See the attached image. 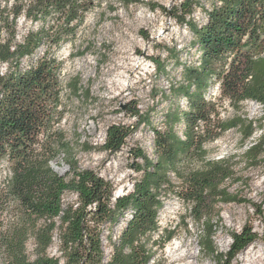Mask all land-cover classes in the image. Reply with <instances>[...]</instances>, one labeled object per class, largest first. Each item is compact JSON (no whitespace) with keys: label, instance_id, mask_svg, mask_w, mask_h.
<instances>
[{"label":"trees","instance_id":"trees-1","mask_svg":"<svg viewBox=\"0 0 264 264\" xmlns=\"http://www.w3.org/2000/svg\"><path fill=\"white\" fill-rule=\"evenodd\" d=\"M3 1L7 0H0V65H3L0 68V162L8 161L10 176L4 184V194L0 195V212L3 213L12 199L17 202L24 225L29 226L39 217H59L66 264H84L94 259L100 264L103 250L94 227L107 221L115 224L129 213L108 264H149L155 252L147 244L159 229L158 213L164 204L158 188L167 184L168 170L177 172L182 156L187 157L192 148L204 154L206 141L231 128L242 129L244 140L253 135L256 125L264 130V115L258 122L237 115L219 121L216 132L210 131L208 125L203 135L196 131L199 122L209 123L218 114L215 103L206 100L208 90L216 84H219L220 96L234 109L253 100L262 104L264 110V0H223L221 5L208 11L206 23H191L201 53L199 64L184 65V84L172 85L176 93L186 95L190 108L188 111L171 108L167 115L171 125L167 130L154 129L159 160L151 163L152 171L144 170L131 192L119 197H115L112 185L93 170L74 165L72 176L67 179L50 166L58 154L50 143L54 139L51 130L63 92L65 68L59 55L61 42L73 40L87 12L102 0H14L11 7L3 5ZM189 2L182 4L186 12L192 10ZM23 13L26 19L40 21L42 25L19 41L15 25ZM185 19L183 16L182 20ZM41 47L44 49L40 50ZM182 120L186 125L185 139L174 129ZM130 130L124 124H111L104 148L111 153L119 151ZM260 146L258 141L246 150L248 161L254 162L260 157ZM135 155L145 159L141 150ZM232 175L226 161L219 159L183 176L180 194L189 203L195 220L204 224L202 249L205 252H217L213 237L219 228L210 217L208 199L237 201L236 195L225 188L219 189ZM66 191L78 194L76 205L64 207L62 198ZM24 225L13 231L8 229L4 234L0 232V264H59L58 259L46 252L34 260L27 257L24 236L28 227ZM230 235L231 248L219 256V264H230L255 240V233L248 228ZM173 236L174 231H168L163 244Z\"/></svg>","mask_w":264,"mask_h":264},{"label":"rangeland","instance_id":"rangeland-1","mask_svg":"<svg viewBox=\"0 0 264 264\" xmlns=\"http://www.w3.org/2000/svg\"><path fill=\"white\" fill-rule=\"evenodd\" d=\"M7 1L6 5L11 7L14 0ZM186 1L102 0L87 12L73 40L61 42L59 55L65 68L63 92L51 130L54 139L50 143L58 153L50 162L55 172L70 179L74 165L93 170L112 185L117 196L120 187L125 186L123 192H131L144 170H153L152 164L159 160L154 129L167 130L171 125L167 117L171 108L179 107L181 111L190 108L186 95L176 93L172 85L184 84V65H197L194 61L198 45L191 27L206 23L208 11L223 3V0H190L192 10L186 12L182 7ZM41 25L42 22H32L21 14L15 25L16 38L22 41L30 30H37ZM206 100L215 103L218 114H214L209 123H198V135H203L207 125L210 131L216 132L219 121L237 115L256 122L264 115L262 104L253 100L234 109L220 96L219 84L210 87ZM137 110L139 115L135 114ZM114 123L124 124L131 130L121 149L111 153L104 148V143L107 129ZM174 129L185 139L183 120L176 123ZM242 132L236 127L224 131L204 143V154L192 148L187 157L182 156L177 172L167 169L168 182L158 188L164 202L158 213L159 229L147 244L148 249L155 252L149 264H219V256L227 254L231 248L230 234L245 228L252 229L255 240L230 264H264V130L256 125L253 135L245 140ZM258 141L262 154L256 161H248L245 152ZM137 150H141L145 159L136 157ZM219 159L225 160L233 171L219 189L225 188L238 198L234 202L208 199L210 217L219 227L213 237L217 252L212 254L202 249L204 224L195 220L180 191L184 186L183 176ZM9 166L6 160L0 162V195L6 190ZM62 201L64 207L76 205L78 194L66 191ZM5 206L3 213L0 212L3 234L24 225L17 202L10 199ZM259 211H263L262 214ZM129 218L130 214L126 213L115 224L107 221L94 227L99 232L103 250L100 264L111 260L113 245L119 242ZM60 222L59 217H39L29 226L24 225L28 227L24 249L29 259L34 260L46 252L58 259L59 264H66ZM168 231H174V236L163 244ZM48 237L49 241L45 242ZM95 261L84 264H97Z\"/></svg>","mask_w":264,"mask_h":264},{"label":"built area","instance_id":"built-area-1","mask_svg":"<svg viewBox=\"0 0 264 264\" xmlns=\"http://www.w3.org/2000/svg\"><path fill=\"white\" fill-rule=\"evenodd\" d=\"M6 4H8V1H3V5H6ZM181 46H183V45H181ZM184 47V46H183ZM196 50H197V54H196V57H195V61H194V63L195 64H199V62H198V59H199V56H200V51H199V49L198 48H196ZM192 51V50H191Z\"/></svg>","mask_w":264,"mask_h":264},{"label":"bare ground","instance_id":"bare-ground-1","mask_svg":"<svg viewBox=\"0 0 264 264\" xmlns=\"http://www.w3.org/2000/svg\"><path fill=\"white\" fill-rule=\"evenodd\" d=\"M125 187V186H124ZM124 187H120L118 190H117V193H116V195H118L120 192L122 193L123 191V189H124ZM247 256L248 257H250L251 256V254H250V252H248V254H247ZM183 257V256H182ZM181 257V258H182ZM181 258H179V259H181ZM253 257H251V259H252ZM177 260V259H176ZM255 260V259H254Z\"/></svg>","mask_w":264,"mask_h":264},{"label":"water","instance_id":"water-1","mask_svg":"<svg viewBox=\"0 0 264 264\" xmlns=\"http://www.w3.org/2000/svg\"><path fill=\"white\" fill-rule=\"evenodd\" d=\"M126 192H122L121 194H118L117 196H115V197H119L120 195H123V194H125Z\"/></svg>","mask_w":264,"mask_h":264}]
</instances>
